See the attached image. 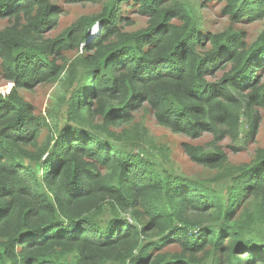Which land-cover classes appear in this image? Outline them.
Listing matches in <instances>:
<instances>
[{
    "label": "trees",
    "instance_id": "obj_1",
    "mask_svg": "<svg viewBox=\"0 0 264 264\" xmlns=\"http://www.w3.org/2000/svg\"><path fill=\"white\" fill-rule=\"evenodd\" d=\"M131 1L149 17L145 28L115 31L112 0L51 38L59 12L49 0H0V18L15 20L0 30L12 82L0 91V264H264V148L228 165L221 150L188 144L193 161L226 168L228 181L215 186L118 146L108 129L143 104L163 127L193 137L218 122L233 129L242 113L256 121L264 30L247 45L242 32L202 31L180 0ZM199 1L222 3L234 21L264 18V0ZM80 45L83 54L65 57ZM56 81L69 95L55 134L40 143L49 124L18 90ZM170 242L177 252L165 250Z\"/></svg>",
    "mask_w": 264,
    "mask_h": 264
},
{
    "label": "rangeland",
    "instance_id": "obj_2",
    "mask_svg": "<svg viewBox=\"0 0 264 264\" xmlns=\"http://www.w3.org/2000/svg\"><path fill=\"white\" fill-rule=\"evenodd\" d=\"M59 12L58 19L52 28H48L45 37H57L68 26L84 16L92 17L100 13L112 0L80 1L78 3H68L65 0H49ZM185 7L195 16L196 21L202 31L213 34H221L226 30L242 32L247 45H251L264 30V18L249 22L246 19L234 21L223 12L222 3L209 2L202 6L199 0H180ZM114 8L117 9L120 20L116 23L115 31L134 32L145 28L148 25L149 17L138 12L137 6L132 5V1L119 3L114 0ZM15 23L14 19L0 18V30ZM100 24L93 25L89 30L90 37L97 35ZM82 46L77 50L68 51L65 57L72 59L78 54H83ZM1 64V61H0ZM221 75L218 71L216 77ZM264 81V67L259 72ZM214 80L213 77H208ZM12 82L3 76L0 66V91L7 90ZM21 97L29 102L36 116L46 117L49 128L42 130L38 141L45 140L47 130L55 134V127L61 122L64 109L61 99H67V91L61 87L60 82L40 83L32 88H19ZM256 115V121L247 114H241L238 124L230 129L228 124L218 122L216 127L203 131L199 136L193 137L186 133H175L167 127L160 125L153 113V110L143 104L133 110L130 121L117 122L109 126V130L119 138L114 142L120 147H127L136 153L144 154L157 164H164L167 169L175 174H181L193 179L203 180L213 185H221L228 181L226 168L213 167L193 161L185 151L188 144L196 146L202 153H212L219 149L226 155V164L239 165L250 163L256 156L257 150L264 148V107L254 106L251 110ZM94 124L102 122L100 116H95ZM136 128V131L134 129ZM52 130V131H51ZM254 130V131H253ZM220 131H224L222 134ZM136 132V136H134ZM129 136H132L131 138ZM161 149H163L161 151ZM123 219L132 221L131 211H122ZM110 212L106 210L105 217L109 218ZM148 240H155L153 237ZM143 241V239H142ZM141 241V243H142ZM169 253L178 251V246L170 242L165 248Z\"/></svg>",
    "mask_w": 264,
    "mask_h": 264
}]
</instances>
